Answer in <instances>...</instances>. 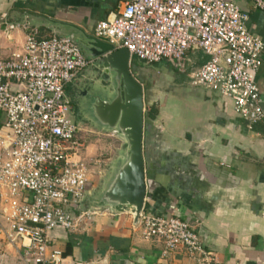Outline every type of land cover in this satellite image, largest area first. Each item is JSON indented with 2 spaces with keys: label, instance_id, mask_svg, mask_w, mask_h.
Listing matches in <instances>:
<instances>
[{
  "label": "built area",
  "instance_id": "obj_1",
  "mask_svg": "<svg viewBox=\"0 0 264 264\" xmlns=\"http://www.w3.org/2000/svg\"><path fill=\"white\" fill-rule=\"evenodd\" d=\"M250 1L264 14V0ZM247 22L237 0H128L96 23L93 37L149 65L201 51L208 61L190 74V85L230 99L251 130L264 127L255 81L264 43ZM90 63L70 38L37 30L19 54L0 60V234L19 245L25 264H62L49 233L77 231L95 213L83 200L89 165L103 162L87 160L65 95ZM136 225L143 240L163 246V256L182 249L201 264H219L184 221L142 210Z\"/></svg>",
  "mask_w": 264,
  "mask_h": 264
},
{
  "label": "crops",
  "instance_id": "obj_2",
  "mask_svg": "<svg viewBox=\"0 0 264 264\" xmlns=\"http://www.w3.org/2000/svg\"><path fill=\"white\" fill-rule=\"evenodd\" d=\"M126 1L0 0V60L19 54L33 30L42 37L56 35L44 18L93 36L96 23L115 15ZM237 4L248 16L249 32L264 43V14L250 0ZM7 25L15 27L8 30ZM207 61L201 51H190L178 62H166L172 71L152 85L148 76L140 79L145 108L143 213L192 226L219 264H264V127L256 124L249 130L230 99L190 85V74ZM87 68L72 83L84 79ZM255 81L264 110V50ZM110 160L89 165L83 207L95 212L90 222L74 232L56 228L49 233L62 264H201L182 249L163 256L160 243L141 238L130 213L89 201ZM19 249L0 234V264H25Z\"/></svg>",
  "mask_w": 264,
  "mask_h": 264
},
{
  "label": "water",
  "instance_id": "obj_3",
  "mask_svg": "<svg viewBox=\"0 0 264 264\" xmlns=\"http://www.w3.org/2000/svg\"><path fill=\"white\" fill-rule=\"evenodd\" d=\"M46 26L58 31L71 29L64 35L70 38L92 62L89 66L103 76V83L113 89L114 103L104 111L110 134L123 142L118 160L119 166L101 190H94L89 201L96 207H109L116 213L128 212L136 224L144 207L146 178L142 156L144 119L143 85L129 70L130 55L125 49H114L110 44L96 39L83 30L53 20Z\"/></svg>",
  "mask_w": 264,
  "mask_h": 264
},
{
  "label": "rangeland",
  "instance_id": "obj_4",
  "mask_svg": "<svg viewBox=\"0 0 264 264\" xmlns=\"http://www.w3.org/2000/svg\"><path fill=\"white\" fill-rule=\"evenodd\" d=\"M44 21V25H46V18H44L42 22ZM58 33L60 32L58 31ZM81 53L87 58L83 51H81ZM167 67L166 62L149 65L131 57L129 70L133 76L136 75L138 79L136 77L134 78L139 82L141 78L148 76L150 79L149 83L152 85L157 79L169 75L168 71L172 70ZM85 75L86 77L84 79H79L67 86L65 88V95L68 100L76 105L75 111L77 113L75 117L69 114V118L72 119L81 130L79 137L83 145L87 147L86 156L91 159L98 157L101 162L111 159L110 162L102 168L104 175L100 181L101 185L96 189L100 191L102 184H105L106 181L112 177L113 171L119 166L116 161L120 158L119 155L124 145L115 135L110 134L111 128L107 127L109 125H107L106 118L104 117V111L115 101L112 97L113 89L108 87L105 90V87L108 85L102 82L104 77L102 76L101 79H99L100 73L94 70L92 66L88 65ZM97 171V169H94V172Z\"/></svg>",
  "mask_w": 264,
  "mask_h": 264
},
{
  "label": "flooded vegetation",
  "instance_id": "obj_5",
  "mask_svg": "<svg viewBox=\"0 0 264 264\" xmlns=\"http://www.w3.org/2000/svg\"><path fill=\"white\" fill-rule=\"evenodd\" d=\"M69 102H70V114H72L73 115V117H75V115H76V105L72 102V101H70L69 100Z\"/></svg>",
  "mask_w": 264,
  "mask_h": 264
},
{
  "label": "trees",
  "instance_id": "obj_6",
  "mask_svg": "<svg viewBox=\"0 0 264 264\" xmlns=\"http://www.w3.org/2000/svg\"><path fill=\"white\" fill-rule=\"evenodd\" d=\"M148 114H149L148 116H150V117H154L152 111H151V112L149 111Z\"/></svg>",
  "mask_w": 264,
  "mask_h": 264
}]
</instances>
